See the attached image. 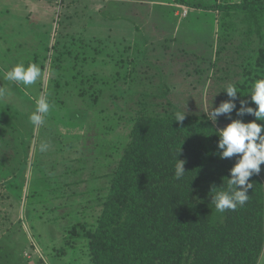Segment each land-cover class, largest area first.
<instances>
[{"label": "rangeland", "instance_id": "rangeland-1", "mask_svg": "<svg viewBox=\"0 0 264 264\" xmlns=\"http://www.w3.org/2000/svg\"><path fill=\"white\" fill-rule=\"evenodd\" d=\"M173 3L0 0L1 264H93L76 223L95 224L141 103L210 118L222 84L236 80L243 14L190 8L181 19ZM31 60L42 70L33 85L3 78ZM41 95L51 108L34 127ZM257 176L264 190V164Z\"/></svg>", "mask_w": 264, "mask_h": 264}, {"label": "trees", "instance_id": "trees-1", "mask_svg": "<svg viewBox=\"0 0 264 264\" xmlns=\"http://www.w3.org/2000/svg\"><path fill=\"white\" fill-rule=\"evenodd\" d=\"M173 2L204 11L243 14L247 30L242 35L248 41L234 50V60L239 59L234 66L240 71L234 70L236 80L222 84L215 107L229 99L225 91L231 84L238 89L237 109L240 100L255 108L250 90L255 80L264 78V1ZM251 36L256 37V45ZM226 49L222 46L219 51L228 52ZM141 104L132 120L129 142L110 173V184L98 197L101 210L95 224L76 223L79 230L74 236L86 241L92 263L257 264L264 246L260 178L257 174L250 177L253 187L245 205L217 212L212 189H227L230 169L236 163L235 157L219 158L217 127L203 113L170 110L169 102L160 109L157 104ZM176 112L185 114L182 122H176ZM231 116L245 123L255 119L237 117L235 110ZM225 120L229 119L225 116ZM176 159L185 161V175L180 180L174 178Z\"/></svg>", "mask_w": 264, "mask_h": 264}, {"label": "clouds", "instance_id": "clouds-1", "mask_svg": "<svg viewBox=\"0 0 264 264\" xmlns=\"http://www.w3.org/2000/svg\"><path fill=\"white\" fill-rule=\"evenodd\" d=\"M41 68L35 63H29L27 67L19 63L3 73V78L23 84L25 87L33 85L41 76ZM225 93L228 100L222 101L218 107L212 108L210 119L213 123L221 115L226 116L231 122L218 132L217 148L219 158H236V163L230 169V179H227V189L219 190L213 187L212 204L217 212L223 213L226 210H235L243 206L249 199L248 190L253 184L249 182L250 177L259 174L261 165L264 164V78L253 82L250 90L251 103L256 107H248L249 101L240 100V107L237 109L235 101L238 99V89L229 84ZM6 94V90L0 87V97ZM35 99V110L30 114L29 121L34 127L45 123V116L49 113L51 105L45 96L41 95ZM235 110L237 117L245 115L253 116L255 119L245 123L242 119H232L231 114ZM185 114L176 112V122H182ZM41 151L47 149V144L42 143ZM181 147L178 150L180 154ZM185 161L176 159L174 178L180 180L185 175Z\"/></svg>", "mask_w": 264, "mask_h": 264}, {"label": "built area", "instance_id": "built-area-1", "mask_svg": "<svg viewBox=\"0 0 264 264\" xmlns=\"http://www.w3.org/2000/svg\"><path fill=\"white\" fill-rule=\"evenodd\" d=\"M178 9L180 10V12H178V16L181 19H184L187 17L189 11L191 10L190 8L186 7V6H178Z\"/></svg>", "mask_w": 264, "mask_h": 264}, {"label": "crops", "instance_id": "crops-1", "mask_svg": "<svg viewBox=\"0 0 264 264\" xmlns=\"http://www.w3.org/2000/svg\"><path fill=\"white\" fill-rule=\"evenodd\" d=\"M171 2L173 1V0H170ZM231 1H233V2H238L239 0H231ZM170 6H174L175 8H177L178 9V6H183V5H177V4H175V3H173V4H170ZM193 11H195V12H200V10L199 9H194ZM178 14V12L177 11H175V15H177Z\"/></svg>", "mask_w": 264, "mask_h": 264}]
</instances>
